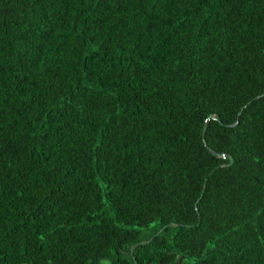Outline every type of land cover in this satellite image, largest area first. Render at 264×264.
Segmentation results:
<instances>
[{"label":"trees","instance_id":"obj_1","mask_svg":"<svg viewBox=\"0 0 264 264\" xmlns=\"http://www.w3.org/2000/svg\"><path fill=\"white\" fill-rule=\"evenodd\" d=\"M0 264H264V0H0Z\"/></svg>","mask_w":264,"mask_h":264},{"label":"water","instance_id":"obj_2","mask_svg":"<svg viewBox=\"0 0 264 264\" xmlns=\"http://www.w3.org/2000/svg\"><path fill=\"white\" fill-rule=\"evenodd\" d=\"M221 156H223V157H228V158H230V160H232V158H231V156H230V155L221 154Z\"/></svg>","mask_w":264,"mask_h":264}]
</instances>
